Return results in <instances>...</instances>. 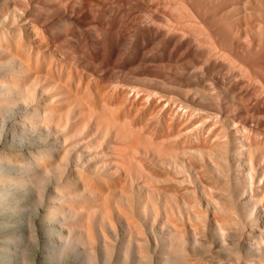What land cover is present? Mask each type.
<instances>
[{
    "label": "bare ground",
    "instance_id": "bare-ground-1",
    "mask_svg": "<svg viewBox=\"0 0 264 264\" xmlns=\"http://www.w3.org/2000/svg\"><path fill=\"white\" fill-rule=\"evenodd\" d=\"M64 1L0 0V67L8 66L0 74V112L31 99L36 91L38 102L28 113L30 127L55 133L51 157L36 155L28 161L32 182L40 185L53 169L65 165L67 172L53 186L61 197L59 209L80 211L79 230L89 244L94 223L103 228L121 216L135 264L151 261L144 223L161 232L152 233L151 264H264V120L248 124L244 115L249 110L241 118L246 109L240 107L239 117H230L231 108L228 122L218 120L222 109L226 113L221 96L227 98L230 91L227 83L223 95L212 87L213 79L211 83L207 78L216 74L206 77L196 71L178 87L164 78L162 87L172 88L184 100L135 86L130 96L127 87L102 84L88 72V64L83 68L84 44L76 46L77 53L69 46L85 33ZM219 1L214 9L210 3L217 0H165L168 16H160L158 27L186 35L203 58L219 65V72L232 67L229 76L238 81L245 69L226 57L225 43L210 29L207 15L231 18L230 28L244 34L258 27L264 0ZM190 2L193 10L186 5ZM92 28L86 24L84 29ZM244 79L238 87H257L259 95L254 94L264 99L259 80ZM220 83L224 89L225 82ZM67 156L73 164L68 165ZM3 184L0 179V187ZM47 229L50 234V225ZM67 238L60 229L53 234L58 245Z\"/></svg>",
    "mask_w": 264,
    "mask_h": 264
},
{
    "label": "rangeland",
    "instance_id": "rangeland-1",
    "mask_svg": "<svg viewBox=\"0 0 264 264\" xmlns=\"http://www.w3.org/2000/svg\"><path fill=\"white\" fill-rule=\"evenodd\" d=\"M64 2L63 7L65 6L68 13H71L68 8L72 11L74 20H77L76 25L81 31L83 28L84 31L82 32L87 36H81L84 38H80V40L88 39L86 34L89 31H91V35L90 33L89 35L92 36L88 40L85 39V43L83 41H81L83 43L78 42L80 41L79 37L76 42L75 38L71 39L69 46L74 47L73 50L76 51V46H79V43L84 44V48L81 45L79 47L84 50L87 59L84 58V55L82 57V54L81 56L80 53L78 54L84 60L82 61L83 65L86 61V67L83 66V68L86 69L89 66L88 72L101 80L102 84L106 86L120 84L121 87L128 89L135 86L153 92L171 93L184 100L178 93L173 92L172 88L167 90L162 87L164 78L170 79L172 84L178 87L180 83L184 85L185 81L192 80L196 71L201 72L206 77L208 74H216L213 77L210 75L211 77L207 79L209 81L213 79V83L210 82L216 91L220 89L227 92L226 86L228 84L230 95L227 92V98L226 94L223 95V91L222 93L217 91V93L222 94L224 97L221 96V98L226 99L228 104L229 102L234 104L228 105L226 100L224 102L222 99L226 113L228 109L229 112L226 114L222 109L218 120L222 118L220 121L225 124L224 121L227 119L229 121L230 118L228 117L232 110L234 109L233 115L230 117L235 118L240 113L238 111L240 108L246 109L240 114L242 115L241 118L245 116L244 120H247L248 124H259V121L256 123L257 119L264 120V99L261 96L260 98L257 97L259 95L258 88L251 90L250 87L245 90L243 83L240 88L238 87L239 83L248 77L257 78L259 84L264 87V4L260 7L263 11L258 27L248 29L244 34L235 32L230 28L231 18L217 17L214 13L207 15L211 17L213 25L210 29L216 32L217 38L225 43V47H223L226 57L245 69L243 73H240L238 81L234 78L235 81L233 77L229 76L232 67L223 70L224 73L219 72V65L203 58L200 51L188 41L186 35L178 37L175 32H166L158 27L161 26L160 16H168L165 0H68ZM210 4L214 9H217L220 6V1L217 0L215 4ZM186 5L190 10H193V2L186 3ZM86 24H91L93 28L85 31ZM207 29L206 27L208 33ZM74 42L76 43L75 46L73 45ZM78 51L79 49L76 53ZM7 69V65L1 66L0 74L1 72L5 73ZM215 76L218 79L223 76L221 81L225 82L222 83L225 86V88L223 86L224 89H221L220 79L216 80L220 82L214 80L217 78ZM231 80L236 85L232 84ZM230 85L232 86L229 87ZM231 90L235 93L233 91L231 93ZM243 91L245 94L248 93L247 96L242 93ZM133 93L130 89V96H134ZM236 94H242L245 97L243 99ZM231 95L235 99H232ZM248 96L250 100L246 98ZM229 98L230 101H228ZM241 98L246 99L244 102L248 101L245 104L249 108L243 100H240ZM239 100L242 102L241 104L238 103ZM37 102L38 94L35 91L31 99L25 102H17L0 112V179H4V184L0 187V221L2 222L0 226V264H112L119 260V256L122 257H120L122 264H135L136 259L132 258L133 245L130 244L131 241L127 237L129 235L126 231L127 224L121 219V216L119 218L115 216L114 221L112 220L113 224H105L103 228L101 224L94 223L96 230L94 229L93 236H91L92 243L89 244L86 234L79 230L80 224L77 221L80 222L78 220L79 215H81L80 211L74 209V212H77L74 213L70 211L73 209L69 207V210L67 206L62 210L59 209L57 202L61 197L57 198L58 193L53 189V186L67 172L65 165L53 169L49 175L43 178L40 185L37 182H32L34 181V174L29 162L31 163L32 158L36 155L51 157L52 152L49 149L53 146L51 142L55 141L54 132L52 134V131L50 132L43 127L37 126L32 129L30 127L28 113H31V108ZM242 104L245 106L243 105V107ZM238 107L240 108L238 109ZM248 110L252 111L249 112ZM256 115H259V118ZM66 159L68 165L73 164V159L69 160L68 156ZM80 160L78 158V162L77 160L76 162L79 163ZM142 221L144 222V219ZM49 225L52 228L50 234L47 229ZM94 227L91 226V228ZM59 229L68 237L67 242L63 245L53 242V234L55 235V231ZM141 229L143 230L142 235H147L143 237L148 240L142 239L146 240L145 247L146 249L149 248L151 255L149 261L151 260L150 262L153 263L154 257L152 255L155 250L152 251L151 249H155V242L152 233L159 235L161 232L156 227L151 228L148 223L142 224ZM58 247H62V249L59 250ZM131 253L132 255H130ZM118 262L116 263L119 264L120 262ZM150 262L149 264H151Z\"/></svg>",
    "mask_w": 264,
    "mask_h": 264
}]
</instances>
